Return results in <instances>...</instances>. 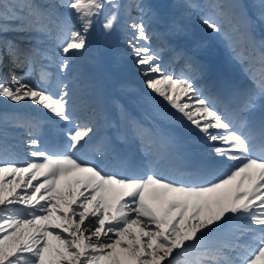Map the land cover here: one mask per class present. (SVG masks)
<instances>
[{"label":"snow or ice","instance_id":"1","mask_svg":"<svg viewBox=\"0 0 264 264\" xmlns=\"http://www.w3.org/2000/svg\"><path fill=\"white\" fill-rule=\"evenodd\" d=\"M122 8L130 15L120 0H0V99L34 105L71 125L63 151L53 154L40 147L39 122L0 115V264H264V39L257 46L251 32L256 20L264 24V0L203 6L201 23L225 41L248 81L243 87L221 82L208 96L197 84L206 69L182 41L187 33L179 23L158 34L170 40L154 49L144 22L153 16L149 5H135L139 22L124 21L143 86L161 101L145 99L179 113L209 145L208 156L190 167L179 163L173 137L122 109L113 121L82 101L110 130L95 143L92 124L72 115V62L86 50L94 25L105 33L115 29ZM53 40L59 74L41 64L39 79L48 85L42 88L31 76L42 60H53L41 47ZM165 51L182 61L179 76L163 67ZM16 69L26 71L17 75ZM9 126L27 130L35 160L10 158ZM86 149L91 158L80 159ZM226 162H233L227 171L201 179L205 168Z\"/></svg>","mask_w":264,"mask_h":264},{"label":"bare ground","instance_id":"2","mask_svg":"<svg viewBox=\"0 0 264 264\" xmlns=\"http://www.w3.org/2000/svg\"><path fill=\"white\" fill-rule=\"evenodd\" d=\"M124 5L129 6L130 5L129 0H127L124 3ZM126 11L127 10L123 8L124 14ZM156 15L158 19L153 24L154 29L151 30L147 28L148 23L146 19L148 17L144 18L146 30H149L148 32L149 35L159 37V39L154 43V45L161 41H165L167 39V36L166 37L163 35L158 36V34H162V31L160 33V30H163L164 33L167 26L173 23L171 18L161 11H159L158 14ZM140 16L141 13L138 11V13L134 17L130 18V16L129 17L124 16L120 21L121 22L120 29L122 30L123 33H126L124 37L122 36L123 37L122 46H125L124 51L126 52L125 54L127 57H132V54L126 46V40L128 38L129 32L128 29L125 27L124 21L135 20L136 22H139ZM14 35L15 34H10L9 38H13ZM261 39H264V35L260 39H255V41L257 42V46H258V42ZM183 40L187 41V47L195 49V55L197 59L204 65L206 69V76L203 79H200V81L203 82V85L206 84L210 85L211 88L209 92L208 93L205 92L204 95L208 96L210 95V93H215L216 91L215 85H218L222 82L220 81V79L223 76V70L224 69L228 70V67L229 69L232 70L231 71L232 75L229 80L225 79L224 82L238 85L241 87L247 85L248 81L245 79L244 72H237L234 70L233 67L230 68L232 63L236 64L238 60H233L231 57L228 56L226 52L228 46L224 42L221 41L220 43L221 45L220 51L216 50L217 52L213 53V52H207L205 49L201 48L200 46H197L186 37L182 38V41ZM53 42L54 40L48 42L45 45H42L41 47L47 52L49 56L53 57L52 61L46 60L45 62H47V64H50L49 67L47 66L48 67L47 69H50L55 76V74H59V73L57 68L54 66V64L57 61L55 60V52H54L55 45ZM171 42L175 44V41H171ZM93 46H94L93 44H87L86 50L83 51V53L78 54L77 59H75L72 62V66L67 74L70 81V90L72 92V96L70 99V109L73 117L79 115L81 114L79 109L83 108L82 101H87L89 104L102 108L104 112L107 114V116L111 119L115 114V111L117 109V104L120 102L118 99L119 89L120 88L133 89V87L132 85L130 86V84L128 83L127 84L124 83V81H122L118 73H113L112 82L111 84H108L106 76L103 75V71H102L103 68L102 66L104 61H102L101 58L96 57L95 53H93L94 52L92 50ZM184 46H185L184 43H181L180 47L177 48V51H179L180 48ZM172 57H173V53L170 54V56L166 60V63L163 65V67L166 70H167L166 67L167 63L173 62ZM41 64H43V62ZM41 64L40 63L37 64L38 69L40 68ZM176 64L178 65L179 68L175 74L178 76V74H180L181 72L182 61H176ZM129 65L130 67L134 68L133 71L138 76V83H137L139 87L138 92H140V94H146L145 96H148L150 94L154 96L156 102H160L161 101L160 97L155 96V94L150 93L149 90H146L144 88L142 83L143 77L139 75L138 69L134 63L133 58L132 60L129 61ZM107 68L109 67L107 66ZM21 75H24V73H22ZM36 76H39V73L32 74L31 80H33ZM198 80L199 79H197V84H198ZM83 85H87V87H83ZM136 91L137 90L135 89V92ZM137 99L141 100V103L138 104L135 111L129 109L126 105L122 104L125 107V110L123 109V111L130 118L137 119V116H139L145 119V121H142V123L145 126L151 127L153 129H158L163 133L173 137L176 146V151L182 157V160L179 161L181 165L190 167L208 156L209 145L204 143L197 134H195L193 131L189 130V128L186 127L187 122L179 118L180 117L179 113H175L174 110L168 108L164 103H156V102L148 101L145 99V97L144 98L140 97V95L139 97H137ZM31 111H34L35 114H37V116L35 115L34 117L35 118L37 117L38 119L37 122H39L40 125L39 127L40 141H41L40 145L49 151L63 150V145L67 143L65 129H67L71 125L67 124L64 121L58 120V118L53 117L50 113H47L46 110L41 109V112H38L36 109H32ZM88 112L90 113V116H92L91 112L90 111ZM22 113L21 116L23 118L25 116ZM161 114H164L165 118H161ZM86 118L87 117H85V119ZM96 125L98 126V131L96 132L97 133L96 136L93 137L92 143H95V141L99 139L101 136L105 135L107 132H110L109 129L105 128L103 121H99ZM22 133L18 135L19 137L17 138V142H18L17 146L20 154L23 155L22 159L28 160L25 157V156L28 157L27 154L29 152L27 145L28 136L24 135L25 133L23 134ZM49 135H51V137ZM88 154H90V151L86 149L82 154H77V155L79 156L80 159H89ZM213 159L218 160L219 158L213 157ZM232 163L233 162H226L225 164L217 165L213 169L205 168L202 171L201 179L205 181L215 179L218 175L222 174L223 171H227V165ZM107 170L118 171V169H114L112 167H109ZM164 174L166 176H169V178H176L173 174H170L168 170H164ZM42 179L43 177H39L37 180H34L32 183L38 184ZM61 183L63 184V182ZM228 187L231 188L232 186H228ZM247 187L248 185L246 183L245 188ZM21 190L22 189H17V191H21ZM28 191H31V189H28ZM41 191H43V189ZM222 191H227V189ZM51 230L54 232L60 231V229L58 228H52ZM64 235H67V233H64ZM47 239L49 240L50 243L54 245L57 243L56 241L52 240L51 237H48Z\"/></svg>","mask_w":264,"mask_h":264},{"label":"rangeland","instance_id":"3","mask_svg":"<svg viewBox=\"0 0 264 264\" xmlns=\"http://www.w3.org/2000/svg\"><path fill=\"white\" fill-rule=\"evenodd\" d=\"M126 1L127 0H120L122 4H124ZM206 2L207 0H129L130 15H127L126 12L124 14L122 8L119 13L118 23L115 29L111 33H105V31L103 30L100 24L99 25L96 24L93 26L92 30L88 33L87 44H93L94 45L92 49L94 51L93 53H95L96 57L102 56V58L104 59L105 61L104 63H106V66L103 64L102 71H103V75L106 76L108 84H111L112 82L113 73H118L122 81H124V83L126 84L128 83L130 84V86L132 85L133 87V89H125V88L119 89V96L121 97V98L119 97V100L122 101V104L126 105L129 109L135 111L138 104L141 103V100H138L137 97H139V95L142 98L146 97L145 96L146 94H140V92H138L139 91V87L137 84L138 76L136 73H134L133 71L134 68L130 67L129 65V61L132 60V57L126 56L125 54L126 52L124 51L125 46H122L123 37L126 35V33H123L122 30L120 29L121 28L120 21L122 20V18L124 16L126 17L130 16V18L134 17L138 13V10L135 8V5L137 3L147 4L151 7L153 14L151 20H149V17L146 19L148 23L147 24L148 29L150 30L154 29L153 24L158 19L156 14H158V12L161 11L165 13L168 17H170L173 22L179 23L185 29L187 33V37H186L187 39H189L197 46H200L201 48L205 49L207 52L216 53L217 52L216 50L220 51L221 41L224 43L225 41L222 40L220 37H218L215 33H212L210 30L206 29V27L201 23L200 17L206 14V9L203 8ZM247 2L249 4H253L256 3L257 0H247ZM188 4H191L194 7L189 8L186 6ZM154 9L157 10V13L153 12ZM147 31L149 32V30ZM161 31L163 33V30H160V33ZM251 32L252 35L255 34L253 36L255 39H260L264 35V24H262L259 20H256L252 25ZM150 36L152 37L151 43L154 49L165 46V42L169 40L167 37L165 42L161 41L154 45V43L159 39V37H155L152 35ZM53 43L55 45V42ZM226 52L229 57H231L233 60H236L229 48L226 49ZM170 54L171 52L169 51H165L161 53L162 65L166 63V60L168 59ZM43 65L48 67L50 66V64L47 63L45 64L43 63ZM107 66L111 70L107 68ZM176 66H177L176 61L167 63L166 65L167 71L175 73L177 68ZM232 66L236 70H238V72H243L240 62L238 63L237 61L236 64L232 63L230 68ZM200 87L204 88L205 90L204 85H201ZM135 89L137 90L136 92ZM117 106L119 108L121 104H118ZM32 109L37 110V107L34 105H26L24 107H21L19 105L12 104L9 101L0 99V115L6 114L9 117L20 116V118H22L21 113L23 112L22 114L25 117H28L29 119L31 118L34 121H38L37 117L36 118L34 117L35 115L37 116V114H35L34 111H31ZM118 111L120 112V108L119 110H117L116 114H118ZM38 112H41V109H39ZM137 120H139L141 123L142 121H145V119L139 116H137ZM116 121H119V119H117ZM22 132L25 133L24 135H27V131H25V129L11 127V126L7 128V140L5 142L7 143V145L11 146L10 158L15 159L17 161H25L22 159L23 155L20 154L17 146L18 144L17 138L19 137L18 135H20ZM35 133H37L36 136L37 138L39 137L38 139L40 141V129L39 128L35 129ZM40 147L42 150L46 152L49 151L44 149L43 146L41 145ZM60 151L63 150L50 151L49 153L55 154ZM27 155L28 157L27 156L25 157L28 160L36 159L31 157L29 154ZM101 264H106V262L102 261Z\"/></svg>","mask_w":264,"mask_h":264}]
</instances>
